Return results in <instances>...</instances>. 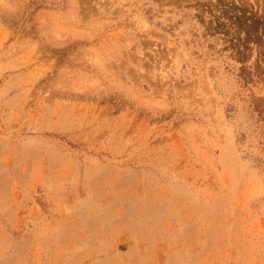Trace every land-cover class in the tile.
I'll use <instances>...</instances> for the list:
<instances>
[{"label":"rangeland","instance_id":"374dc122","mask_svg":"<svg viewBox=\"0 0 264 264\" xmlns=\"http://www.w3.org/2000/svg\"><path fill=\"white\" fill-rule=\"evenodd\" d=\"M0 264H264V0H0Z\"/></svg>","mask_w":264,"mask_h":264}]
</instances>
